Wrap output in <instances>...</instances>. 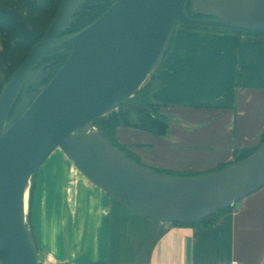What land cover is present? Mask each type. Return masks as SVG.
Wrapping results in <instances>:
<instances>
[{"label":"water","instance_id":"obj_1","mask_svg":"<svg viewBox=\"0 0 264 264\" xmlns=\"http://www.w3.org/2000/svg\"><path fill=\"white\" fill-rule=\"evenodd\" d=\"M83 0H60L42 37L0 90V264H43L26 219L32 175L61 148L96 187L128 210L189 225L264 186V140L254 152L210 173H158L111 144L95 119L133 97L160 64L180 16L194 23L264 31V0H116L78 32L60 36ZM67 55L49 81L42 59ZM23 96L10 116L20 91Z\"/></svg>","mask_w":264,"mask_h":264},{"label":"crops","instance_id":"obj_2","mask_svg":"<svg viewBox=\"0 0 264 264\" xmlns=\"http://www.w3.org/2000/svg\"><path fill=\"white\" fill-rule=\"evenodd\" d=\"M159 65L150 97L168 118L166 133L116 129L117 141L141 164L175 175L203 173L259 144L264 35L179 28ZM98 189L68 191L62 221L47 219L52 229L41 234L39 213L43 264H264V186L208 227L138 215Z\"/></svg>","mask_w":264,"mask_h":264},{"label":"trees","instance_id":"obj_3","mask_svg":"<svg viewBox=\"0 0 264 264\" xmlns=\"http://www.w3.org/2000/svg\"><path fill=\"white\" fill-rule=\"evenodd\" d=\"M191 1L192 0H188V3L185 7L186 14L191 18L195 19L205 18V16L202 14H193L190 9ZM59 2L60 0H0V90L3 86V83L17 69L19 64L28 54L33 44L42 37L44 30L48 26L55 11L57 10ZM79 11L75 13L73 22L65 31L61 33L60 36L72 35L78 32L79 30L93 22L100 15L99 13L95 15H90L86 13L87 17L86 19H83L82 16H77ZM177 24H180V27L185 29L231 31L243 34L264 35V31L259 30H249L232 27L222 28V26L219 27L213 24L194 23L185 19L183 16H180L178 18L176 25ZM172 39L173 37L170 40V46L168 48V51L170 50ZM66 57L67 55H52L44 58L45 60H51L49 61L47 68L49 70V75L41 84L35 83L34 85L30 86L28 93H37L40 88L47 83V81L54 75L58 68L64 63ZM42 60H40L38 63L40 64ZM38 63L34 66L33 69L37 68ZM144 83L141 88L136 92V94L123 105H121L117 110H114L106 114L105 116L95 119L90 124L91 126L95 127L97 131L101 132L104 136L108 137L112 145L123 150L126 156L136 160L138 163H140V160L130 150H128L127 146L117 141L116 129L121 126L131 127L162 136L166 133L168 127V118L160 111L161 105L152 101L150 97V92L155 86L154 82L151 80H146ZM22 96L23 91L21 90L11 109L10 116L13 114L15 108L20 103ZM263 140L264 130L260 137L259 144ZM259 144L253 148L235 151L233 162L241 160L242 158L254 152L255 149L259 146ZM225 165L227 164H221L215 169L203 173H187L179 175L193 176L210 173L214 170L224 167ZM155 171L158 173H167L175 175V173H171L166 170ZM34 175L35 173L32 175L31 178L32 182L29 189V198L27 197L29 216L35 193V183L33 181ZM231 208L232 205H229L221 211L216 212L210 216L204 217L198 222L189 225L208 227L212 225V223L223 213L230 211ZM173 224L185 225L180 223Z\"/></svg>","mask_w":264,"mask_h":264},{"label":"rangeland","instance_id":"obj_4","mask_svg":"<svg viewBox=\"0 0 264 264\" xmlns=\"http://www.w3.org/2000/svg\"><path fill=\"white\" fill-rule=\"evenodd\" d=\"M220 27V26H219ZM180 27V24L175 26V31ZM225 28V27H222ZM173 41V39H172ZM172 44V42H171ZM158 65L155 69H157ZM152 74V72L150 73ZM152 81V75H149L146 79ZM145 85V83H144ZM97 130L95 127L89 125L85 130ZM158 169V168H155ZM35 183L33 204L29 216V211L26 213V219L29 223L32 235L35 242L38 235L39 227V213H40V228L42 230L52 229V226L48 220L56 216L60 217L59 221H62V214L64 213V207L66 197L68 198L69 192H99L98 187H95L74 165V163L65 155L61 148H56L45 163L35 172L33 176ZM32 180L28 187V192L31 186ZM70 189V190H69ZM29 194V193H28ZM25 194V198H29V195ZM42 201V203H41ZM237 203V202H236ZM70 205L73 202L69 203ZM41 205V207H40ZM40 208V210H39ZM47 213V214H46ZM48 216V217H47ZM48 219V220H47ZM51 222V220H49ZM56 226V225H55ZM37 244V243H36ZM39 258L42 257V247L39 248ZM60 264V263H57Z\"/></svg>","mask_w":264,"mask_h":264},{"label":"flooded vegetation","instance_id":"obj_5","mask_svg":"<svg viewBox=\"0 0 264 264\" xmlns=\"http://www.w3.org/2000/svg\"><path fill=\"white\" fill-rule=\"evenodd\" d=\"M116 0H83L79 6L76 8V10L74 11L73 13V17L75 16V13L77 11H79L78 15L77 16H82L83 19H86L87 14H90V15H95L97 13H99L100 15L103 14L106 9L112 4L114 3ZM99 15V16H100ZM98 16V17H99ZM89 17V16H88ZM97 17V18H98ZM49 61L51 60H42L40 62V64L38 63V66L36 69L40 68V67H43L44 70L43 72L48 68V64H49ZM49 81V80H48ZM47 81V82H48Z\"/></svg>","mask_w":264,"mask_h":264},{"label":"bare ground","instance_id":"obj_6","mask_svg":"<svg viewBox=\"0 0 264 264\" xmlns=\"http://www.w3.org/2000/svg\"><path fill=\"white\" fill-rule=\"evenodd\" d=\"M26 193L27 194L29 193L28 190L26 191ZM24 207H25V213H27L28 212V200L26 198H24Z\"/></svg>","mask_w":264,"mask_h":264},{"label":"built area","instance_id":"obj_7","mask_svg":"<svg viewBox=\"0 0 264 264\" xmlns=\"http://www.w3.org/2000/svg\"><path fill=\"white\" fill-rule=\"evenodd\" d=\"M94 128V127H93ZM220 264H237L236 262L232 261V262H229V263H220Z\"/></svg>","mask_w":264,"mask_h":264}]
</instances>
